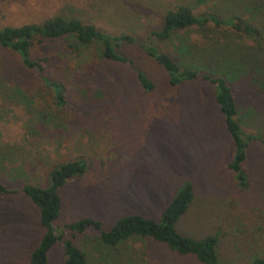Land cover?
I'll use <instances>...</instances> for the list:
<instances>
[{
    "label": "rangeland",
    "instance_id": "rangeland-1",
    "mask_svg": "<svg viewBox=\"0 0 264 264\" xmlns=\"http://www.w3.org/2000/svg\"><path fill=\"white\" fill-rule=\"evenodd\" d=\"M179 5L193 14L235 17L258 29L248 37L226 26L189 27L153 44L180 65L222 73L231 87L236 117L249 142L242 164L247 184L239 187L226 167L233 145L201 80L171 86L142 44L165 11ZM62 16L136 42L117 51L125 62L106 60L99 45L72 37L35 43L30 54L45 57L43 72L25 68L0 46V181L14 194L0 195V264H27L42 234L38 208L23 184L44 187L49 170L82 159L85 172L58 189L61 207L53 227L84 252L86 264H198L147 237L107 247L97 231L71 233L65 223L82 217L107 229L119 216L157 218L182 181L193 199L176 228L195 238L218 237L219 264H247L264 252V0H0V27L39 23ZM202 68V69H201ZM153 83L145 91L135 77ZM44 77L59 82L58 107ZM47 264H62L61 241Z\"/></svg>",
    "mask_w": 264,
    "mask_h": 264
},
{
    "label": "trees",
    "instance_id": "trees-1",
    "mask_svg": "<svg viewBox=\"0 0 264 264\" xmlns=\"http://www.w3.org/2000/svg\"><path fill=\"white\" fill-rule=\"evenodd\" d=\"M226 26L233 31L241 32L248 37L259 35L257 28L248 23H241L233 16L220 18L211 13L193 14L189 7L179 5L165 11L157 29L149 30L146 42L142 48L147 56L153 59L166 73L167 82L171 86H180L193 80H201L212 87L213 101L222 118L223 127L230 138L233 151L226 167L233 173L234 180L239 187L247 184L246 174L242 164L246 159L247 147L255 136L246 134L236 117L237 109L231 87L222 73L200 70L188 64L180 65L168 54L160 51L153 40L166 41L177 31L189 27ZM72 37L75 43L68 46L97 43L101 58L111 61L125 62L117 49L124 43L133 44L136 39L126 33L110 34L93 24H86L76 18L52 16L39 23H26L18 26L5 25L0 27V46L15 52L21 64L38 73L43 72L45 57L33 58L30 54L35 43L43 40H53ZM202 69V68H201ZM42 80L50 86L55 103L58 107L65 105L64 91L59 82L41 75ZM135 77L143 90L153 88V83L146 74L135 69ZM86 170V163L82 159L61 162L49 170V184L39 187L23 184L21 192L38 208V222L42 227V234L37 245L30 251L27 264H47L49 249L61 241L62 264H86V257L75 244L62 238L61 232L56 233L53 221L57 218L61 207L58 189L69 179L82 175ZM15 189L6 187L0 181V195L14 194ZM193 199L191 182L182 181L169 201L160 210L157 218L146 217L138 213H129L116 218L107 229H103L101 222L90 217H82L65 223L64 228L71 233L97 231L99 242L107 247H117L132 237H147L155 242L164 244L169 250L178 255H191L198 264H219L216 234H207L199 238L180 232L176 228L179 218L186 212ZM247 264H264V252L249 258Z\"/></svg>",
    "mask_w": 264,
    "mask_h": 264
}]
</instances>
